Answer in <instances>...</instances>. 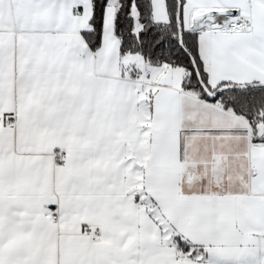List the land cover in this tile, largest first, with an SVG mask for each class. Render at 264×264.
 I'll return each instance as SVG.
<instances>
[{
    "label": "snow or ice",
    "instance_id": "obj_1",
    "mask_svg": "<svg viewBox=\"0 0 264 264\" xmlns=\"http://www.w3.org/2000/svg\"><path fill=\"white\" fill-rule=\"evenodd\" d=\"M0 264H264V0H0Z\"/></svg>",
    "mask_w": 264,
    "mask_h": 264
}]
</instances>
